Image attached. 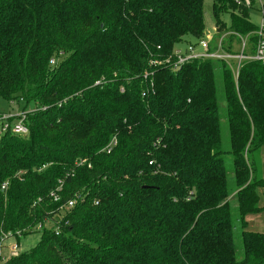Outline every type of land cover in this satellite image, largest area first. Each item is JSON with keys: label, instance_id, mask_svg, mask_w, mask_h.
<instances>
[{"label": "trees", "instance_id": "obj_1", "mask_svg": "<svg viewBox=\"0 0 264 264\" xmlns=\"http://www.w3.org/2000/svg\"><path fill=\"white\" fill-rule=\"evenodd\" d=\"M203 4L0 0V98L32 107L26 137L0 138V247L40 234L0 264H264L246 219L262 211L264 63L237 83L224 62L151 64L203 37ZM211 11L255 29L233 0Z\"/></svg>", "mask_w": 264, "mask_h": 264}, {"label": "built area", "instance_id": "obj_2", "mask_svg": "<svg viewBox=\"0 0 264 264\" xmlns=\"http://www.w3.org/2000/svg\"><path fill=\"white\" fill-rule=\"evenodd\" d=\"M236 8L245 11L248 21L249 12L252 8H256L259 12L260 21L258 27H255L253 31L246 35H240L234 31L220 30V27L216 25L213 30L215 33H228L233 39L240 41L239 50L236 51L232 44L224 45L223 38L226 36L214 38L209 32H205L203 37L193 42H188L183 49L180 46L176 47L172 54L163 61L153 60L151 63L153 66L167 65L172 72H178L184 65L195 61L211 60L215 62H224L230 70H232L235 83H237L238 72L244 64L247 63H264V0H233ZM238 15V11L234 12ZM251 23V22H250ZM250 39L251 42V54L246 53V40ZM50 65H55V61L51 60ZM148 75H144L146 79ZM122 92V91H121ZM14 104V102L10 103ZM27 110H18L11 113H0V138L6 135H13L17 137H26L28 135V128L26 126ZM158 143V142H157ZM113 144V143H112ZM109 145L104 151L109 152ZM149 165H152L149 163ZM7 188V183L2 184L1 191ZM81 197H76V201H81ZM74 201L68 203V207H72ZM97 205V203H95ZM20 236V233H16ZM9 236V235H8ZM11 239L6 237L4 240ZM0 247V263L5 260L1 255ZM16 247L12 246L9 249V257L16 256Z\"/></svg>", "mask_w": 264, "mask_h": 264}, {"label": "rangeland", "instance_id": "obj_3", "mask_svg": "<svg viewBox=\"0 0 264 264\" xmlns=\"http://www.w3.org/2000/svg\"><path fill=\"white\" fill-rule=\"evenodd\" d=\"M203 5H204L203 6L204 7V18L203 19H204L205 32H209L211 34V36L214 38L222 37L223 35L226 34V36L223 38L224 45L232 44L233 48L236 51H238L240 44H241L238 39L231 38L228 33H220L217 35V33L214 32L213 28L216 26L215 25L216 23H215V20L212 16V11H211L212 0H204ZM219 19L222 23H224L226 25V28L229 27L230 15L228 12H220ZM249 20L254 27H258L259 21H260V16H259V12L256 8H252L250 10ZM226 31H229V30L227 29ZM195 40L196 39H194L190 36L184 37L183 42L179 46L184 49L188 42H193ZM246 46H247L246 53L251 54V49H250L251 42H250L249 38L246 40ZM220 83H221V77L218 74L217 75V86H218L219 90L221 89ZM20 109H22V102L21 101L18 103L14 102V104H10V103H8V102H6L0 98V113H11V112H16ZM30 109H32V107H29L27 109V111ZM222 134L224 135L225 139H227V132H226L225 126H223V125H222ZM226 167L231 168L230 162L226 163ZM262 169H263V175H264V149L262 151ZM261 193H262V191H261ZM261 202L264 203V194L261 197ZM248 228L250 230H252L253 232L256 231L259 233H264V210L261 211L260 213L253 215V218L248 223ZM234 233H235L234 234L235 243L239 244V241H240L239 229L236 230ZM39 239H40L39 232H34L32 234H29L26 237H23L22 239H20L19 242L16 240V238L11 237V239L6 241L4 246H2L1 254H2L3 258H5V259L8 258L9 255L6 254L7 248L9 250L10 247H12V246H15L17 248L16 253H22L24 251L30 250L31 248H33L38 243Z\"/></svg>", "mask_w": 264, "mask_h": 264}, {"label": "crops", "instance_id": "obj_4", "mask_svg": "<svg viewBox=\"0 0 264 264\" xmlns=\"http://www.w3.org/2000/svg\"><path fill=\"white\" fill-rule=\"evenodd\" d=\"M261 174H262V177H264V175H263V169H262V166H261ZM261 191H262V193H261ZM261 193V194H260ZM258 194H259V207L260 208H262V211L264 210V203H262L261 202V197L263 196V194H264V188H262V189H259L258 190ZM262 195V196H261ZM260 213V212H259ZM255 215V214H254ZM253 218V215H249V216H247V229L249 230V231H252V230H250L249 228H248V223L250 222V220ZM253 232V231H252ZM254 232H256V231H254ZM256 233H259V232H256ZM262 234H264V233H262ZM9 240V239H8ZM8 240H5L4 242H3V244H2V246H4V244H5V242L6 241H8ZM11 246V245H10ZM9 247V246H8ZM6 254H8L9 255V250H8V248H7V253ZM2 255V254H1ZM3 257V256H2Z\"/></svg>", "mask_w": 264, "mask_h": 264}]
</instances>
